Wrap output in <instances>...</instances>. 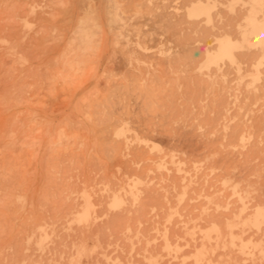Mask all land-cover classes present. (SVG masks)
<instances>
[{
  "label": "rangeland",
  "instance_id": "1",
  "mask_svg": "<svg viewBox=\"0 0 264 264\" xmlns=\"http://www.w3.org/2000/svg\"><path fill=\"white\" fill-rule=\"evenodd\" d=\"M197 1L0 0V264H264V44L206 63L255 0Z\"/></svg>",
  "mask_w": 264,
  "mask_h": 264
},
{
  "label": "bare ground",
  "instance_id": "2",
  "mask_svg": "<svg viewBox=\"0 0 264 264\" xmlns=\"http://www.w3.org/2000/svg\"><path fill=\"white\" fill-rule=\"evenodd\" d=\"M192 2H194L195 0H191ZM191 2V3H192ZM109 3V2H108ZM115 3V2H114ZM114 3H112V1H111V4H114ZM186 4V3H185ZM80 5V4H79ZM115 5V4H114ZM160 5V4H159ZM252 5V4H251ZM155 6V5H154ZM165 6H167V5H165ZM16 7V6H15ZM80 7H83V6H80ZM119 7H120V5H119ZM264 7V0H255L254 1V4L251 6V8L249 9V11H248V13L246 12V14H244V15H241V16H237V18H234V20H232V21H229V22H227L226 24H225V29H223L224 27H222L221 29H223L224 30V33H223V35H222V37H221V39H220V41H219V47H218V49H217V51L215 52V53H209V51H208V58H207V60H206V63L207 64H217L218 63V61H220V60H223V59H228V60H230V62H232V63H239L240 62V60L241 59H249V58H251V53L250 54H248V52L247 53H244V51H243V53H241V54H237L236 53V51L237 50H240V49H244V48H247V47H249L250 45H253V44H257V45H261V44H264V16H261L259 13H260V11H261V9ZM106 8V7H105ZM104 8V9H105ZM108 8V7H107ZM110 8H112V7H110ZM113 9V8H112ZM147 9V8H146ZM148 9H150V7L148 8ZM180 9V8H179ZM189 9V8H188ZM108 10V9H107ZM117 10V9H116ZM138 10V9H137ZM140 11H142V9H139ZM144 10V9H143ZM161 10V9H160ZM264 10V9H263ZM112 12L110 13L111 14V17H110V21L108 20L107 22H114V21H117V19H119L118 18V15L119 14H117V13H114V15H112L113 14V10H111ZM118 11V10H117ZM121 11V10H120ZM140 11H138V12H140ZM91 12H94L93 10L91 11ZM97 12H98V10H97ZM105 12H107V11H105ZM151 13V12H150ZM154 13V12H153ZM29 14V13H28ZM97 14H99V13H97ZM115 14H117V15H115ZM187 14H189V17H199V16H201V15H205L209 20H210V18H211V15H210V8L208 7V6H206V5H204L202 2H201V0H199V1H197V4L196 5H194L192 8H191V10L189 11V13H187ZM60 15V14H59ZM109 15V14H108ZM154 15V14H153ZM163 15H165V14H163ZM168 15V14H167ZM110 16V15H109ZM60 16H58V18H59ZM233 17H235V16H233ZM57 18V19H58ZM99 18V17H98ZM184 18V17H183ZM23 19V18H22ZM68 19V18H67ZM94 19H96V16H95V18ZM159 19V18H158ZM13 20H14V18H13ZM40 20V19H39ZM38 20V21H39ZM81 20H82V18H81ZM154 20V19H153ZM15 21V20H14ZM42 21V20H41ZM52 21H54V20H52ZM99 22H100V20H98ZM120 21V20H119ZM127 21V20H126ZM154 21H156V20H154ZM178 21V20H177ZM31 22V21H30ZM84 22V23H83ZM83 22H81V24L83 25L82 27H81V25L79 26V27H81V30H80V32H79V34L78 33H76V34H78L77 35V37H74V36H72L73 38H72V40L71 39H69V41H67V44L64 46L63 45V47H65L64 49H63V51L62 52H60V54L59 55H57L58 56V60H57V65L59 66V70H61V74H65L66 76L65 77H69V76H74L77 72H79L80 70H82L83 69V67L86 65V63H87V61H88V58H90L89 56L92 54V52L93 51H95V45H96V43H97V40H95L94 39V37H95V35L96 34H98V33H101L100 32V25H99V23L97 22V19L96 20H92V21H90V22H88V20L87 21H83ZM168 22V21H167ZM188 23V22H187ZM191 23V22H190ZM77 24V23H76ZM121 24V23H120ZM160 24V23H159ZM168 24V23H167ZM175 24V23H174ZM172 25V27L173 28H175V25ZM177 24H178V22H177ZM79 25V24H78ZM66 27L68 26V25H65ZM76 26V25H75ZM111 26V25H110ZM178 26V25H177ZM224 26V25H223ZM194 27V26H193ZM232 28V29H229V28ZM233 27H235V28H233ZM61 28V27H60ZM108 28H110V27H108ZM130 28V27H129ZM159 28H161V27H159ZM183 28H185V27H183ZM42 29V28H41ZM47 29V28H46ZM234 29H236V37H233L232 35V33H230V31L231 30H234ZM102 30V29H101ZM171 30V29H170ZM179 30V29H178ZM194 30V29H193ZM193 30H191V32L193 31ZM230 30V31H229ZM58 31V30H57ZM61 31V30H60ZM99 31V32H98ZM112 31H114V30H112ZM137 32H138V30H136ZM172 31V30H171ZM203 31H205V30H203ZM169 32V31H168ZM177 32V31H176ZM174 33V35L176 36L178 33ZM190 32V33H191ZM42 33V32H41ZM186 34H187V31L185 32ZM234 33H235V30H234ZM61 34V33H60ZM72 34V33H71ZM76 34H74L75 36H76ZM106 34V33H105ZM105 34H103V35H105ZM122 34V33H121ZM132 34V33H131ZM102 35V36H103ZM116 35V34H115ZM178 35H180V34H178ZM185 35V34H184ZM188 35V34H187ZM101 36V38H106L107 39V37L106 36H104V37H102ZM120 36V35H119ZM124 36H127V35H124ZM128 36H130V35H128ZM202 36H204V35H202ZM113 37V36H112ZM117 37V36H116ZM134 37V36H133ZM185 37V36H184ZM190 37H191V35H190ZM190 37H188L187 39H189ZM199 37V36H198ZM205 37H207V36H205ZM113 38H115V37H113ZM123 38H125V37H123ZM180 38V37H179ZM39 39V38H38ZM106 39H103V40H106ZM48 40V39H47ZM99 40V39H98ZM102 40V39H101ZM115 40H117V39H115ZM180 40H182V39H180ZM186 40V39H185ZM189 40H191V39H189ZM189 40H187V43H188V41ZM199 40V39H198ZM42 41H43V39H42ZM197 41V40H196ZM31 42V41H30ZM115 42V41H114ZM135 42V41H134ZM181 42V41H180ZM185 42V41H184ZM204 42V41H203ZM37 43V42H36ZM193 43H194V41H193ZM205 44H206V42H205ZM22 45H24V44H22ZM47 45H49V44H47ZM100 45V44H99ZM104 45V44H103ZM102 45V46H103ZM188 45V44H187ZM102 46H100V47H102ZM31 48H32V46H30ZM43 47H44V45H43ZM100 47H99V49H100ZM190 47V46H189ZM204 47V46H203ZM29 48V47H28ZM38 48V47H37ZM96 48H98V47H96ZM175 48V47H174ZM183 48H185L184 47V45H183ZM183 48H181V49H183ZM30 49V48H29ZM42 49V48H41ZM45 49H50V48H45ZM193 49V48H192ZM261 49H262V47H261ZM190 50V49H189ZM119 51V50H118ZM38 52V51H37ZM46 52H48V51H46ZM123 52V51H122ZM140 52V51H139ZM138 52V53H139ZM185 52V51H184ZM186 52H189V51H186ZM23 53V52H22ZM26 51H25V57H26ZM96 53V52H95ZM190 54H187L186 56L184 55V57L186 58V57H189V55L190 56H192L193 54H191V53H193V51H191V52H189ZM263 53H264V50H263ZM151 54V53H150ZM183 54V53H182ZM258 54V53H257ZM141 55V54H140ZM256 55V54H255ZM264 55V54H263ZM57 56H55V57H57ZM126 56V58H128L127 57V55H125ZM154 56H156V54L154 55ZM124 57V56H123ZM153 57V56H152ZM193 57V56H192ZM254 57V56H253ZM17 58V57H16ZM27 58V57H26ZM147 58V57H146ZM185 58H182L183 60H186ZM194 58V57H193ZM199 58H203L204 59V57L203 56H201V57H199ZM260 58V57H259ZM54 59V58H53ZM179 59H181V58H179ZM189 59V58H188ZM257 59V58H256ZM23 60V59H22ZM146 60H148V59H146ZM157 60V59H156ZM156 60H154V61H156ZM192 60V59H191ZM54 61V60H53ZM150 61V60H149ZM163 61H165V60H163ZM182 61V60H181ZM252 61V60H251ZM55 62V61H54ZM173 62V64H175L176 62L175 61H172ZM184 63H185V61H183ZM183 62H179V64H181V63H183ZM243 62V61H242ZM153 63V62H152ZM167 63V62H166ZM252 63V62H251ZM160 64V63H159ZM164 64V63H163ZM168 64H170V62L168 63ZM189 64V63H188ZM165 66H168V65H165ZM175 66H178V65H175ZM153 67H155V66H153ZM180 67V66H179ZM53 67H51V69H52ZM166 68V67H165ZM189 68V67H188ZM163 69V68H162ZM142 70V69H141ZM164 70V69H163ZM52 71V70H51ZM50 71V72H51ZM168 71V70H167ZM182 71V70H181ZM142 72V71H141ZM177 72V71H176ZM192 72V71H191ZM53 73V72H52ZM152 73V72H151ZM262 73V72H261ZM78 74V73H77ZM86 74V73H85ZM146 74V73H145ZM165 74H166V72H165ZM162 75V74H161ZM164 75V74H163ZM185 75H187V73L185 74ZM82 76V75H81ZM130 76H132V75H130ZM144 76V75H143ZM168 76H170L169 74H168ZM54 77V76H53ZM57 77V76H56ZM63 77V76H62ZM77 77H80V75L79 76H77ZM76 77V78H77ZM84 77H85V75H84ZM135 77V76H134ZM50 78H52V77H50ZM72 78V77H71ZM76 78H73V79H76ZM131 79H132V77H130ZM137 78H138V76H137ZM159 78V77H158ZM62 79V78H61ZM162 79V78H161ZM166 79V78H165ZM138 81H139V79H137ZM160 80V79H159ZM175 80V79H174ZM188 80V79H187ZM201 80V79H200ZM200 80H198V81H200ZM82 81V80H81ZM165 81H167V80H165ZM155 82H157V81H155ZM206 82V81H205ZM70 83H73V82H70ZM125 83V82H124ZM130 83H132V82H130ZM159 83V82H158ZM163 83V82H162ZM161 83V84H162ZM169 83V82H168ZM172 83V82H171ZM194 83V82H193ZM263 83V82H262ZM50 84H53V83H50ZM126 84H128V83H126ZM125 84V85H126ZM133 84H135V83H133ZM132 84V85H133ZM137 84V83H136ZM156 84V83H155ZM167 84V83H166ZM181 84V83H180ZM188 85L190 84V83H187ZM186 84V85H187ZM131 85V86H132ZM157 85V84H156ZM52 86V85H51ZM123 86H124V84H123ZM127 86V85H126ZM128 86H130L129 84H128ZM131 86L130 87H128V88H131ZM134 86H137V85H134ZM148 86H153V85H148ZM66 87V86H65ZM159 86H157V88H158ZM151 88H153V87H151ZM154 88H156V86L154 87ZM261 88V87H260ZM132 89V88H131ZM149 89V87H147V90ZM153 90V89H152ZM159 90V89H158ZM174 90V89H173ZM260 90V89H259ZM148 91H150V90H148ZM160 91V90H159ZM165 91V90H164ZM171 91V90H170ZM169 90H168V92H170ZM119 93V92H118ZM133 93V92H132ZM149 93H151V92H149ZM155 93H157V91H155ZM263 93V92H262ZM120 94H122V93H120ZM138 94H140V93H138ZM137 94V95H138ZM153 94H154V92H153ZM158 94V93H157ZM113 95H115V96H117L115 93H113ZM119 95V94H118ZM126 95V94H125ZM132 95V94H131ZM131 95H129V96H131ZM155 95V94H154ZM115 96H112L113 98H115V101L116 102H118V103H120L119 102V98H117V97H115ZM127 96V95H126ZM157 96V95H156ZM165 96V95H164ZM167 96V95H166ZM165 96V97H166ZM174 96V95H173ZM119 97H121V98H123L121 95H119ZM128 97V96H127ZM109 99V98H108ZM111 99V98H110ZM127 100H128V98H126ZM152 99V98H151ZM156 98H154L153 100H155ZM126 100V101H127ZM144 100H147V98L146 99H144ZM153 100H151V101H153ZM161 100V99H160ZM168 100H170V99H168ZM109 101V100H108ZM120 101H122V100H120ZM125 101V100H124ZM150 101V100H149ZM148 101V102H149ZM107 102V101H106ZM114 102V101H113ZM144 103H142V105L143 104H146L147 103V101H143ZM117 103V104H118ZM122 103H124V102H122ZM121 103V104H122ZM159 103H161V101H159ZM151 104V103H150ZM105 105H107V103L105 104ZM124 105V104H123ZM160 105V104H159ZM146 106L148 107V104H146ZM151 106H152V104H151ZM104 107H107V106H104ZM109 107H112V106H109ZM156 107V106H155ZM166 107H168L169 108V106H166ZM151 108L152 107H149L148 109L150 110V111H152L151 110ZM125 109V108H124ZM142 109H144V107L142 108ZM154 109H156V108H154ZM98 110V109H97ZM102 110H104V109H102ZM101 110V111H102ZM108 110V109H107ZM148 110V111H149ZM159 110V109H158ZM157 110V111H158ZM109 112H111L110 111V109L108 110ZM98 112H100V111H98ZM102 112H104V111H102ZM147 113V112H146ZM150 113H152V112H150ZM112 114V113H111ZM102 115V114H101ZM162 115V114H161ZM108 118V117H107ZM110 118V117H109ZM108 118V119H109ZM110 120V119H109ZM165 120V119H164ZM105 121V120H104ZM169 128H167L166 130H168ZM153 130V129H152ZM162 130V129H161ZM62 137V136H61ZM123 140V139H122ZM121 201L119 200V199H116L115 200V202H114V206H118L119 204L121 205ZM260 209H258L256 212H257V214L255 215V217H254V219L250 222V224L251 225H257L260 221H261V219L264 217V211H259ZM264 222V221H263ZM247 224V223H246ZM249 225V224H248ZM262 252L264 253V250H262Z\"/></svg>",
  "mask_w": 264,
  "mask_h": 264
}]
</instances>
